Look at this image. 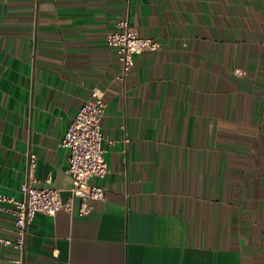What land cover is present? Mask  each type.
<instances>
[{"label":"crops","instance_id":"0c3cea01","mask_svg":"<svg viewBox=\"0 0 264 264\" xmlns=\"http://www.w3.org/2000/svg\"><path fill=\"white\" fill-rule=\"evenodd\" d=\"M123 17L162 43L125 78ZM94 89L105 200L37 214L24 254L0 203V264H264V0H0L1 195L31 172L69 196L61 141Z\"/></svg>","mask_w":264,"mask_h":264},{"label":"built area","instance_id":"2783aa9c","mask_svg":"<svg viewBox=\"0 0 264 264\" xmlns=\"http://www.w3.org/2000/svg\"><path fill=\"white\" fill-rule=\"evenodd\" d=\"M106 44L117 52L122 65L121 78L130 74L137 55L157 51L162 46L156 38L140 36L129 17L120 19L117 29L107 34ZM106 109L104 92L94 89L61 141V146L68 153V173L72 178L67 198H63L62 191L56 187L39 186L31 172L21 187L22 198L0 194V203L11 205L9 211L14 216V238L4 241L6 245H12L24 254L28 231L37 214L54 216L60 210L72 212L74 200L78 199V214L87 215L93 211L95 202L105 200L106 187L94 184L92 179H103L109 172L102 134ZM35 163L36 155L29 154L30 170Z\"/></svg>","mask_w":264,"mask_h":264}]
</instances>
